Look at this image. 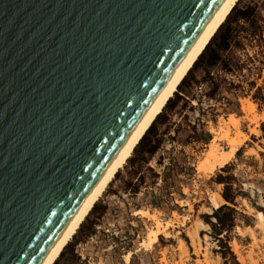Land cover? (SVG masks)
I'll list each match as a JSON object with an SVG mask.
<instances>
[{"label":"water","instance_id":"95a60500","mask_svg":"<svg viewBox=\"0 0 264 264\" xmlns=\"http://www.w3.org/2000/svg\"><path fill=\"white\" fill-rule=\"evenodd\" d=\"M221 0H0V264H40Z\"/></svg>","mask_w":264,"mask_h":264},{"label":"rangeland","instance_id":"374dc122","mask_svg":"<svg viewBox=\"0 0 264 264\" xmlns=\"http://www.w3.org/2000/svg\"><path fill=\"white\" fill-rule=\"evenodd\" d=\"M246 5L254 7L264 24V0L236 2L237 7ZM261 40L264 43V27ZM259 45L241 39V47L226 52L244 67L232 73L218 67L211 70V77L219 81L214 99L207 100V84L198 83L191 91L198 101L190 100L189 109L178 104L171 111L163 110L166 122L160 124L159 118L150 132L160 136L156 153L140 170L137 162H127L130 157L126 160L82 222L83 228L93 222L94 234L73 235L54 264H68L70 254L75 256L72 264H264V44ZM191 75L198 78L200 72ZM243 101L254 105V113H244ZM229 119L238 126L217 133L220 122ZM213 139L221 154L228 155L224 163L206 162ZM131 156L136 158V152ZM147 166L156 173L154 180ZM216 174H230L232 188L242 192L230 205L236 213L234 226L224 237L232 256L225 254V259L203 219L224 203L213 202L222 191V184L214 180ZM138 210L147 211L162 225L149 248L140 243L156 224Z\"/></svg>","mask_w":264,"mask_h":264},{"label":"trees","instance_id":"16d2710c","mask_svg":"<svg viewBox=\"0 0 264 264\" xmlns=\"http://www.w3.org/2000/svg\"><path fill=\"white\" fill-rule=\"evenodd\" d=\"M263 27V20L261 19L260 15L255 12L253 6L246 5L244 7H237L235 4L231 8L224 21L212 35L202 52L193 62L186 75L179 82L176 87L177 90L174 91L172 97L166 101L162 111L155 117L151 125L133 148V151L136 152V158L130 156L127 162H137V168L139 170L147 164L148 160L153 157L161 143L160 136L156 132L150 133L153 124L159 120V118L163 119L160 121V124H164L166 122L163 117L164 115L162 114L163 110L171 111L178 104L180 105V108H182L189 106L190 100L198 101L191 94L193 85L198 83H206L208 89L204 93V96L207 100L214 99V95L219 88V81L211 77V70L215 67H218L222 72L225 73L240 72L243 69L244 64L238 58H231L227 56L226 52L231 48L237 49L241 47V39H245L249 43L258 41L260 43L259 47L261 48L264 44L261 40ZM194 70H198L200 72V76L198 78H195V76L191 75ZM228 84L230 85V83ZM249 85L253 86L252 82H249ZM255 97L256 96H254V98ZM189 108L190 106L188 109ZM147 135L149 136L148 138L146 137ZM237 152L238 151H236V154ZM156 162L159 164L158 161ZM226 167L229 166H224V168ZM147 170L150 171L151 179L154 180L157 177L156 173L153 172L148 166ZM137 180L140 182L142 178H140L138 175ZM214 180L216 183L222 184V191L220 195L224 203L212 209L209 214H204L203 219L204 223L209 227L211 232H213L214 240H216V242L219 244V248H222V250L219 251L220 256L225 259V254L232 256L224 243V237L225 233L229 232L234 226L236 213L235 210L230 207V205H234L235 197L242 195V192L232 188V181L234 178L230 174L223 176L221 174H216ZM93 208L94 205L88 213L92 212ZM240 215L244 219H247V217L243 214ZM93 225L94 223L92 222L90 226L83 228L81 223L75 234L80 232L82 236L89 237L94 234ZM61 253L62 251L60 254ZM70 255L71 258L68 264H72V261L75 258L74 254Z\"/></svg>","mask_w":264,"mask_h":264},{"label":"bare ground","instance_id":"6f19581e","mask_svg":"<svg viewBox=\"0 0 264 264\" xmlns=\"http://www.w3.org/2000/svg\"><path fill=\"white\" fill-rule=\"evenodd\" d=\"M238 0H221L214 12L211 14L207 22L204 24L192 44L189 46L173 72L170 74L162 88L159 90L157 95L154 97L152 102L149 104L147 109L141 115L139 120L136 122L124 142L121 144L99 179L96 181L86 198L83 200L77 211L74 213L68 224L65 226L57 240L54 242L48 253L45 255L40 264H53L58 258L60 252L64 246L70 241L72 236L75 234L79 225L83 222L86 215L95 204V202L102 195L104 190L115 173L123 166L126 160L131 156L133 148L136 146L142 135L151 125L155 117L162 111L163 106L166 101L172 97L176 87L182 78L186 75L188 70L191 68L193 62L196 60L198 55L202 52L206 44L209 42L212 35L215 33L217 28L224 21L231 8L236 4ZM242 109L246 115L254 113V105L249 101H243ZM238 122L234 119H229L228 122H220L217 128V133L227 132L230 127H237ZM254 133H256L253 130ZM225 137V135H224ZM219 138V137H218ZM215 139L212 140V144H209V149L206 152V162L210 160H217L220 163H224L228 155L221 154L218 145L215 144ZM234 149H231L233 153ZM115 178V177H114ZM223 199L219 195H214L213 202L215 204L221 202ZM213 203V204H214ZM143 216L149 217L147 211L138 210ZM260 216L261 213L259 212ZM154 219L156 224V230L147 233L145 240L141 241L140 246L144 248H149L153 242L157 240V236L160 232V227L162 226L160 221L155 218V216H150ZM164 231V230H163ZM130 252L126 255V260H128Z\"/></svg>","mask_w":264,"mask_h":264}]
</instances>
